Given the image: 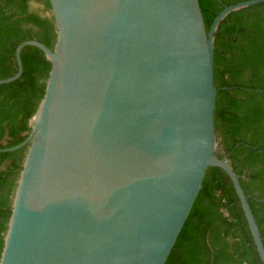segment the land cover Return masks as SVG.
I'll list each match as a JSON object with an SVG mask.
<instances>
[{
  "label": "water",
  "instance_id": "1",
  "mask_svg": "<svg viewBox=\"0 0 264 264\" xmlns=\"http://www.w3.org/2000/svg\"><path fill=\"white\" fill-rule=\"evenodd\" d=\"M53 50L0 264H166L209 168L233 184L260 261L264 241L239 176L219 158L215 36L199 0H49Z\"/></svg>",
  "mask_w": 264,
  "mask_h": 264
},
{
  "label": "trees",
  "instance_id": "2",
  "mask_svg": "<svg viewBox=\"0 0 264 264\" xmlns=\"http://www.w3.org/2000/svg\"><path fill=\"white\" fill-rule=\"evenodd\" d=\"M245 1L250 0H199L207 30L224 8ZM28 40L53 50L49 0H0V80L16 75V49ZM214 54L217 155L227 157L239 176L264 241V2L220 23ZM21 60V77L0 85V149L28 137L51 69L34 46L22 50ZM27 148L0 152V257ZM166 264H262L233 184L220 168L207 171Z\"/></svg>",
  "mask_w": 264,
  "mask_h": 264
},
{
  "label": "rangeland",
  "instance_id": "3",
  "mask_svg": "<svg viewBox=\"0 0 264 264\" xmlns=\"http://www.w3.org/2000/svg\"><path fill=\"white\" fill-rule=\"evenodd\" d=\"M33 8H37V6H33Z\"/></svg>",
  "mask_w": 264,
  "mask_h": 264
}]
</instances>
